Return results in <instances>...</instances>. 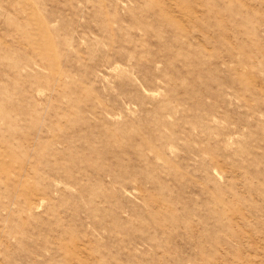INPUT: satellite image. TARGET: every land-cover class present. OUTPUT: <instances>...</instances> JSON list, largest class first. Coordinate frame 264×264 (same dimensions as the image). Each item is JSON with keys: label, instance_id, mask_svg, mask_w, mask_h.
I'll list each match as a JSON object with an SVG mask.
<instances>
[{"label": "rangeland", "instance_id": "obj_1", "mask_svg": "<svg viewBox=\"0 0 264 264\" xmlns=\"http://www.w3.org/2000/svg\"><path fill=\"white\" fill-rule=\"evenodd\" d=\"M0 264H264V0H0Z\"/></svg>", "mask_w": 264, "mask_h": 264}]
</instances>
